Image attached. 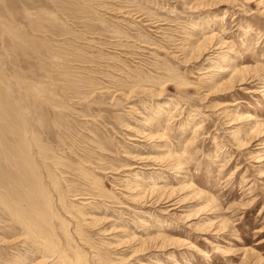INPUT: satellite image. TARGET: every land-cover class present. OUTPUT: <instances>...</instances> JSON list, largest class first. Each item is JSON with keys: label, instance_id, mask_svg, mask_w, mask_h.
I'll return each instance as SVG.
<instances>
[{"label": "rangeland", "instance_id": "1", "mask_svg": "<svg viewBox=\"0 0 264 264\" xmlns=\"http://www.w3.org/2000/svg\"><path fill=\"white\" fill-rule=\"evenodd\" d=\"M0 264H264V0H0Z\"/></svg>", "mask_w": 264, "mask_h": 264}, {"label": "bare ground", "instance_id": "2", "mask_svg": "<svg viewBox=\"0 0 264 264\" xmlns=\"http://www.w3.org/2000/svg\"><path fill=\"white\" fill-rule=\"evenodd\" d=\"M29 144H30V143H29ZM36 149H37V148H36ZM38 149H39V148H38ZM39 156H40V155H39ZM35 174H36V173H35ZM153 187H154V186H153ZM152 190H153V189H152ZM157 190H158V189H157ZM159 191H160V190H159ZM45 192H46V191H45ZM152 192H153V191H152ZM154 192H157V191L154 190ZM163 193H164V192H163ZM157 196H158V195H157ZM160 196H161V194H160ZM160 196H159V197H160ZM166 197H167V196H166ZM162 199H163V198H162ZM170 205H171V204H170ZM159 237H160V236H158V238H159ZM169 242H170V241H169Z\"/></svg>", "mask_w": 264, "mask_h": 264}]
</instances>
